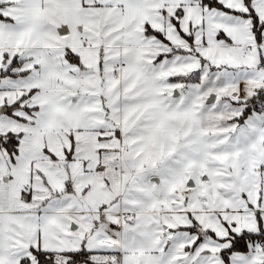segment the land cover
I'll return each mask as SVG.
<instances>
[{"label": "snow or ice", "instance_id": "6c2138e0", "mask_svg": "<svg viewBox=\"0 0 264 264\" xmlns=\"http://www.w3.org/2000/svg\"><path fill=\"white\" fill-rule=\"evenodd\" d=\"M0 264H264V0H0Z\"/></svg>", "mask_w": 264, "mask_h": 264}]
</instances>
